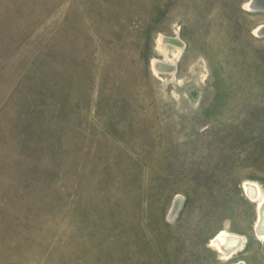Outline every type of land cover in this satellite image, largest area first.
Listing matches in <instances>:
<instances>
[{
    "label": "rangeland",
    "instance_id": "rangeland-1",
    "mask_svg": "<svg viewBox=\"0 0 264 264\" xmlns=\"http://www.w3.org/2000/svg\"><path fill=\"white\" fill-rule=\"evenodd\" d=\"M249 1L0 0V264H264Z\"/></svg>",
    "mask_w": 264,
    "mask_h": 264
},
{
    "label": "bare ground",
    "instance_id": "bare-ground-1",
    "mask_svg": "<svg viewBox=\"0 0 264 264\" xmlns=\"http://www.w3.org/2000/svg\"><path fill=\"white\" fill-rule=\"evenodd\" d=\"M246 4H247V2H246ZM247 5L249 7L252 6L255 9H261V10L263 9L264 10V0H250ZM257 29L263 30L264 24L260 25ZM169 40L174 42L175 44H179L181 42L178 37H170ZM158 42H159V40H158ZM170 64H172V63H170ZM158 65L166 66V67L169 66L165 62L163 63L162 61H159L156 59L153 60L152 66H153L154 70L157 69ZM161 69H162V67H161ZM245 183H244L245 185H243V186L245 187L246 190H248L249 194L252 197H255L257 194H260L258 191V188L256 187L257 185H255L256 184L255 182H254L255 184L253 182H245ZM259 190H260V188H259ZM180 204H181L180 199L178 197H176L172 203V206L170 207L169 213H170L171 217L176 215V213L178 212V210L180 208ZM256 226H257V230H258L259 234L264 235V195L260 196V198L258 199ZM228 232L222 229L221 231H219L216 234L214 239L212 238L213 239L212 241L217 246L218 250L224 251L223 249H230L229 247L232 246L231 243L233 244L234 237L231 234H229Z\"/></svg>",
    "mask_w": 264,
    "mask_h": 264
},
{
    "label": "water",
    "instance_id": "water-1",
    "mask_svg": "<svg viewBox=\"0 0 264 264\" xmlns=\"http://www.w3.org/2000/svg\"><path fill=\"white\" fill-rule=\"evenodd\" d=\"M256 230H257V226H256ZM257 232H258V230H257ZM259 233V232H258Z\"/></svg>",
    "mask_w": 264,
    "mask_h": 264
}]
</instances>
